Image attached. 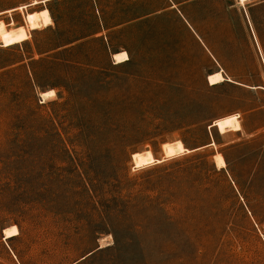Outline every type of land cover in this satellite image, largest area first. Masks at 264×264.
<instances>
[{
    "label": "rangeland",
    "instance_id": "1",
    "mask_svg": "<svg viewBox=\"0 0 264 264\" xmlns=\"http://www.w3.org/2000/svg\"><path fill=\"white\" fill-rule=\"evenodd\" d=\"M98 2L0 0V264H264V0Z\"/></svg>",
    "mask_w": 264,
    "mask_h": 264
},
{
    "label": "bare ground",
    "instance_id": "2",
    "mask_svg": "<svg viewBox=\"0 0 264 264\" xmlns=\"http://www.w3.org/2000/svg\"><path fill=\"white\" fill-rule=\"evenodd\" d=\"M36 4H38V3L36 2V3H33L32 5H36ZM27 21H28V24L30 25L32 30H37V29H40L42 27H48L49 25H51L52 24V17L50 15L49 11L45 10L38 15H36V14L28 15ZM128 59H129V57H128V54L126 52L115 55V61L117 63L125 62ZM224 80L225 79H224L221 72H217V73L209 76L210 84H219V83L223 82ZM53 95H54V92L50 91V92H46V93L41 94V97H42V99H45V98L53 96ZM218 161H219L218 164L221 167H224L226 165L222 156L218 159ZM18 234H19L18 230L16 228H13L12 230H6L5 237L10 238V237H14Z\"/></svg>",
    "mask_w": 264,
    "mask_h": 264
},
{
    "label": "crops",
    "instance_id": "3",
    "mask_svg": "<svg viewBox=\"0 0 264 264\" xmlns=\"http://www.w3.org/2000/svg\"><path fill=\"white\" fill-rule=\"evenodd\" d=\"M51 1V0H50ZM94 5L97 9V13L99 14V22H98V28H97V31H95V34H100L102 35L104 33L110 30H113V29H123V30H126L127 28H131V27H137L141 24H144L145 23H149L150 21V18H151V15H153L154 13H151V12H144V13H141V14H137V15H133L132 17L128 18V16H124L119 22L113 24V25H110L109 23H107V21L105 19L102 18L101 14H100V11H99V2L98 0H94ZM47 10V9H46ZM49 11V10H48ZM52 17V16H51ZM52 25V24H51ZM94 34V35H95ZM105 38L107 39V35L105 36ZM122 52H126V51H121V52H118V53H115L113 55V59L115 61V55L116 54H120ZM127 53V52H126ZM128 54V53H127ZM129 59L125 62H128V61H131V56L128 55ZM116 62V61H115ZM124 62H121V63H117L116 64H122ZM217 73V72H216ZM215 74V73H214ZM212 75V74H211ZM208 80H209V77H208ZM222 83V82H221ZM210 84V82H209ZM220 84V83H219ZM210 85H217V84H210ZM239 119V118H238ZM241 131V130H240Z\"/></svg>",
    "mask_w": 264,
    "mask_h": 264
}]
</instances>
